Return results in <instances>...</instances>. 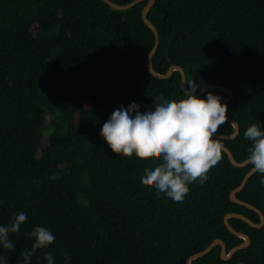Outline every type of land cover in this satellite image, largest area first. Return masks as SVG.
Instances as JSON below:
<instances>
[{
    "label": "trees",
    "instance_id": "16d2710c",
    "mask_svg": "<svg viewBox=\"0 0 264 264\" xmlns=\"http://www.w3.org/2000/svg\"><path fill=\"white\" fill-rule=\"evenodd\" d=\"M147 1L115 10L102 0H0V225L27 216L9 234L14 250L0 245L7 264H23L38 226L55 241L36 250L31 264H47V253L53 264H186L214 239L226 251L243 241L225 226L226 214L259 223L254 210L229 197L250 164L236 167L222 151L207 181L189 185L175 203L142 185L144 170L156 166L151 159L115 155L100 136L117 108L135 103L144 113L158 96L186 99L178 71L160 79L147 69L154 44L141 19ZM146 17L159 38L154 71L177 65L187 88L231 90L222 104L238 133L217 139L234 161L247 159L244 131L254 123L264 131V0H155ZM208 93L227 96L207 90L197 98ZM232 132L226 122L217 133ZM262 178L251 174L235 196L264 216ZM227 220L248 246L223 260L216 245L190 264H264V224Z\"/></svg>",
    "mask_w": 264,
    "mask_h": 264
},
{
    "label": "clouds",
    "instance_id": "9594fccd",
    "mask_svg": "<svg viewBox=\"0 0 264 264\" xmlns=\"http://www.w3.org/2000/svg\"><path fill=\"white\" fill-rule=\"evenodd\" d=\"M187 85L186 99L166 100L161 95L154 101L153 109L144 113L135 103L117 108L100 130L113 154L124 158L135 155L140 161L151 159L156 166L144 170L142 185L154 188L175 203L183 202L189 185L204 184L209 170L220 162L224 145L214 137L227 122V105L220 102V96L208 93L206 99H199L195 95L198 87L194 83ZM243 136L251 143L247 163L254 173L264 177V131L254 123ZM260 184L264 186V178ZM26 220V214L20 212L6 226L0 225V245L4 249L14 250L9 234L18 233ZM30 237L34 243L30 251L22 253L23 264H31L36 250L45 249L55 241L46 227H36ZM44 259L47 264L54 262L51 253ZM0 264H7V259L0 260Z\"/></svg>",
    "mask_w": 264,
    "mask_h": 264
},
{
    "label": "water",
    "instance_id": "95a60500",
    "mask_svg": "<svg viewBox=\"0 0 264 264\" xmlns=\"http://www.w3.org/2000/svg\"><path fill=\"white\" fill-rule=\"evenodd\" d=\"M104 3H106L109 7H111L112 9H115V10H125V9H128L130 7H133L134 5L140 3L141 1L143 0H132L126 4H123V5H119V4H115L113 2H111L110 0H102ZM154 1L155 0H148L147 3L144 5L142 11H141V19L142 21L144 22V24H146L150 29L151 31L153 32V35H154V44H153V47L152 49L149 51L148 55H147V60H146V66H147V69L149 70V72L154 75L155 77L157 78H160V79H164V78H167L170 76L171 72L172 71H178L179 74H180V86H181V89L182 91L185 93V91L187 90V87H186V80H185V75H184V71L181 67L177 66V65H170L168 67V69L166 70L165 73L163 74H160V73H157L156 71L153 70V68L151 67V64H150V61H151V57L152 55L154 54L155 50L157 49L158 47V43H159V38H158V32L156 30V28L154 27V25L147 19L146 17V12L148 11V9L154 4ZM169 45L167 46V50L169 49ZM207 90H217V91H222V92H225L227 93V96L224 97V98H221L220 102L223 103V102H226L228 101L231 96H232V92L231 90H229L228 88L226 87H222V86H217V85H214V84H209V85H206L204 87H202L200 90L196 91L195 95L198 96V95H201L202 93L206 92ZM227 122H229L232 126H233V132L229 135H225V134H221V133H216L215 134V137L214 138H221V139H231V138H234L236 136V134L238 133V125L233 121L231 120L229 117H227ZM224 153L227 155V158L229 160V162L236 166V167H243L247 164V159L243 160V161H240V162H236L234 161L230 151L224 146L223 150ZM254 172L251 170V168L244 174V176L242 177L240 183L238 186H236L234 189H232L229 193V197L230 199L233 201V202H236V203H239L241 205H244L246 206L247 208L249 209H252L254 210L258 216H259V223H254L252 222L250 219H248L247 217L241 215V214H238V213H230V214H226L223 218V221H224V224L225 226L227 227V229L233 233L234 235L240 237L243 239V241L241 243H239L238 245L232 247L229 251H226V247L223 243L222 240L220 239H214L213 241H211L209 243V245L207 247H205L204 249L194 253L193 255H191L187 261H186V264H190V261L195 259V258H198V257H201L205 254H207L214 246L216 245H219L220 246V257L221 259L223 260H228L230 259V257L232 256V254L238 250V249H241V248H244V247H247L250 240H249V237L245 234H242V233H239L237 231H235L228 223V218L229 217H236V218H239V219H242L244 220L245 222H247L249 225H251L252 227H256V228H260L263 224H264V216L263 214L256 208L254 207L253 205L251 204H248L246 202H243L239 199L236 198L235 194L237 192H239L245 185L246 181L248 180V178L250 177L251 174H253ZM239 264H242V263H239Z\"/></svg>",
    "mask_w": 264,
    "mask_h": 264
}]
</instances>
